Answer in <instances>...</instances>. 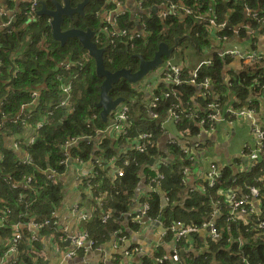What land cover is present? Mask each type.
Masks as SVG:
<instances>
[{
    "label": "trees",
    "instance_id": "obj_1",
    "mask_svg": "<svg viewBox=\"0 0 264 264\" xmlns=\"http://www.w3.org/2000/svg\"><path fill=\"white\" fill-rule=\"evenodd\" d=\"M157 0H144V7ZM178 1V0H171ZM193 14L213 12L216 22L226 21V34L229 45L246 36V40L254 39L250 30H257L264 36V0H183ZM102 0H94L88 5H92L91 14L84 8L85 15H76L77 18L70 20L65 17L62 24L63 29L76 27L79 29L90 28L99 32L98 20L93 13L99 9ZM246 11L248 15H246ZM89 15H88V14ZM91 16V19H88ZM193 15L184 18L183 21L165 20L164 23L155 15L153 19H146V24L150 36L148 40H137L134 48H129L116 42L115 50H112L108 38H104L103 43L98 46L105 49L104 64L106 69L115 71L120 68H132L136 70L139 60L134 54L141 53L145 59L153 57L158 44L166 42L168 45L174 44L177 36L186 35L189 47L196 49L197 54L202 51L208 52L211 49L209 40L211 33L205 28L199 27L195 23ZM124 20V21H123ZM23 18L21 22H24ZM124 27L129 26L127 16L122 19ZM13 29L11 34H0V151L4 153L0 163V217L2 227L0 228V254H3L13 236L15 223L24 224L28 221V215L20 216L21 212H30L47 215L51 206L48 193H53L54 200L59 202L62 198L61 184L56 178L53 182L47 179L45 169L53 168L56 173L63 168L58 165L64 158L62 143L70 137L88 136L90 140H80L78 144L69 148L71 155L78 156L84 161L92 158L97 130L103 129L106 122L102 121L99 115L100 110L95 107L99 99L100 84L102 79L95 73L94 59L88 55L87 51L81 46L77 38H69L64 45L52 39L50 28L45 16H41L37 21ZM233 29H238V37L233 34ZM171 43V44H170ZM187 48L181 41L175 49ZM132 64H128V60ZM232 59L226 56V60L220 59L216 54L213 55V65L202 67L201 75H210L211 84L218 90L219 83L223 81L222 70L225 63L229 64ZM135 65V66H133ZM231 78L226 82V88L233 90L237 102L235 107H244L247 96L250 92L254 93L255 79L260 85H264V68L256 71L248 69L240 70L237 73L228 72ZM259 76V78H258ZM70 84L69 100L66 107L57 106L61 98L62 87ZM126 80L121 79L114 84L109 91L112 98L123 96L131 105L129 111V136L134 137L138 129L146 128L152 130L155 143L148 146L140 153L134 145H124L125 150L122 158L129 162L127 165L118 161L116 165L122 166L123 176L114 178L107 175L108 157L115 155L113 145L128 144L127 138L112 142L105 135L99 139L100 149L94 153L96 174L90 177L91 194L93 197H103V207H110L113 216L105 223L99 217L100 210L92 215V219L85 223V229L90 238L95 239L100 245L112 230L120 227L123 233L128 235L127 228L122 224L124 212L131 210L134 200L135 190L140 180L145 183L158 172L163 175L160 182V190L144 192L142 201L150 203L148 215L151 218L161 216V221L165 228L169 227L165 239L171 241L173 232L170 226L173 221L182 224L196 225L197 231L189 236L192 244L180 238L176 242L178 251V264H264V231L258 227L257 220L264 221V156L261 155L258 161L252 162L253 166H247L243 170H233L230 166H225L219 182L208 187L206 182L200 186L203 188L198 191L190 187V182H182L183 166L190 163L188 155L182 152L179 144L169 145L171 153L170 161L159 164L157 167L147 165V162L154 156L160 155L158 152V137L163 134L160 126L161 119L165 116V109L170 102L185 105L187 102L192 104L196 88L192 85H168L164 88L172 90L170 97L160 102L158 118L151 117L145 107L139 103L144 94L134 89ZM162 83L155 89V94L161 95ZM36 90L38 96L31 97V92ZM175 91V92H174ZM264 96V91L260 93ZM32 103L33 107H27L25 113L29 112L31 117L28 119V128L34 129L36 123L44 118L40 128L34 131L35 141L26 144L24 150L31 154L33 163L28 166L17 165L15 158H19L22 152L13 150L12 147L5 146L6 135L15 136L22 134L25 127L21 123H14L12 118L17 115L20 106L24 103ZM255 105L256 99L251 100ZM5 112L6 120L3 121L1 113ZM61 122V124H57ZM177 127L184 129L190 127L191 133L199 129V125L193 119H182ZM33 132V130H32ZM129 140V141H132ZM183 140L178 138V141ZM114 143V144H113ZM107 150V151H103ZM250 153V149H244V156ZM99 157H103L99 159ZM248 163V162H247ZM196 164V163H195ZM195 164H192L191 169ZM10 175L12 184H10ZM144 175V176H143ZM26 177H30V182H26ZM237 188V198H242L249 194V187H255L258 191V209L255 213L243 214L232 210V204L226 198L230 188ZM199 188V189H200ZM218 190L226 191V194ZM229 192V191H228ZM104 194V195H103ZM138 202V200H136ZM29 204V205H28ZM33 204V205H32ZM217 208V214H212ZM8 209V212H7ZM220 214V215H219ZM216 218L214 225L218 229V237L212 238L210 235L200 237L199 228L206 221ZM120 218V221H118ZM129 228V225H128ZM139 227L130 224L131 230ZM23 230L22 238L17 244L18 253L16 264H45L31 252H28V245L24 237H30V232ZM51 231V230H50ZM35 244V241H31ZM135 245H129L132 248ZM166 254L160 246L153 253L144 252L133 256L131 264H155L154 258ZM9 256V255H8ZM8 256L6 258H8ZM113 264H123L122 257L117 256ZM158 264H175L169 260H164Z\"/></svg>",
    "mask_w": 264,
    "mask_h": 264
},
{
    "label": "built area",
    "instance_id": "obj_2",
    "mask_svg": "<svg viewBox=\"0 0 264 264\" xmlns=\"http://www.w3.org/2000/svg\"><path fill=\"white\" fill-rule=\"evenodd\" d=\"M0 34H4V38H7V35L11 34L13 29L18 28L17 24H21L22 26H26L28 23H33L37 21L41 15L38 14V9L40 8V3L43 0H0ZM132 7L126 4L125 0H104L103 4L97 9L94 13V18L99 22V32H97L94 36V41L97 43H103L104 38L110 39L109 42L112 45V50L116 48V42L121 43L126 47L134 48L137 40L141 39L143 41H147L150 36V32L148 31V27L146 24V19H153L155 15L159 18L163 23L165 20H175V21H183L185 17L193 15L195 18L194 21L198 24L199 27L205 28L208 32L211 33L209 40L211 41V46L214 50V45H222L224 43V49H216L214 53L223 60H226V56L239 58L241 61H255L258 59H264V52H256L252 50L242 49L240 46L229 45L228 38L226 34H222L223 31L226 30V21H222L220 23L216 22V16L213 12H205V13H196L193 14L191 10L186 6L183 0L171 1V0H157L156 2H151L147 7H144V0H131ZM155 7L156 12H153L151 9ZM129 12L132 14V18L129 17ZM127 16L128 22H130L129 26L124 27L122 25V19ZM46 21H49L50 17L45 16ZM25 19L24 22H21L22 19ZM124 21V20H123ZM238 29H233V34L238 35ZM0 38V41L2 40ZM211 48V49H212ZM191 49V48H190ZM183 50L186 51L187 48L183 47ZM198 56V59L195 62H192L191 59H172L164 58L162 64L157 68L161 77L157 76L148 82L149 92L147 96L144 97V101L141 104L145 107L146 112L151 116L158 118L160 102L170 97L173 94L172 90L164 89L168 87V85H181L188 84L192 85L195 88H199V93L202 98H195L194 96L192 104L188 102L184 105L181 101L180 104L176 102H170L165 109V116L161 119L160 126L162 128L163 133H171L169 134V142L170 145L177 143L181 146L182 152L188 155V159L190 163L188 165L183 166V178L182 182L187 183L189 180L190 172L192 171L191 166L195 162L196 155L201 150V146L203 144V139L201 138L204 134L210 133L215 128H217L220 124L228 122L232 123L233 119L236 118H248L253 119L254 110L250 106V102L248 107H235L233 103L238 100L230 91V99H226V77L224 76L222 81V90H224L223 94L214 93L210 90V75H201L202 67H210L213 65V55L212 50L208 52L202 51L205 55L202 57L201 54L196 53V49H191ZM264 68V67H263ZM260 69V68H259ZM250 71H256L257 69L248 68ZM156 71V70H155ZM154 73V72H152ZM151 73V74H152ZM150 74V75H151ZM259 78V76H258ZM161 95L155 94V89L160 85ZM255 90L254 95H260L264 91V85H260L257 78L254 81ZM151 84V85H150ZM70 84H67L62 87L64 92V97L58 100L57 106L66 107L68 105L69 100V90ZM175 92V91H174ZM213 95L212 98H210ZM38 93L36 90L31 92V97L36 98ZM222 96V97H221ZM206 97L210 98L209 101H206ZM142 99V98H141ZM32 103H24L20 106V110L15 117L12 118L14 123H21L25 127V131L22 134H17L15 136L8 135L4 136L3 139L6 140L5 146L12 147L13 150H17L22 152L21 157L15 158V162L17 165L28 166L33 163V158L31 154H29L24 147L26 144H31L35 141L34 131L36 128H40L43 124L44 118L38 121L34 127V129L28 128L27 121L31 117L29 112L25 113L27 107H33ZM131 109V105L128 101L122 102L118 108L111 113L109 116L108 122L103 129L97 130L98 134L106 135L112 134V142L116 140L127 138L128 144L120 145L117 149V153L112 155L110 158L111 164L116 167L114 178H118L123 176L124 170L122 166L116 165L118 161H122L123 164L127 165L129 162L122 158V154L126 147L124 145H134L136 138L135 149L138 152H144L148 146H153L155 140L153 139L152 130H145L146 128L138 129V133L134 137L129 136V111ZM3 121L6 120L5 112L1 113ZM182 119H193L197 125H199V129L195 133H191L190 127H186L184 129H179L177 124ZM171 124L169 127L168 125ZM2 126V124L0 123ZM0 126V130L2 127ZM170 128H173V132ZM33 130V132H32ZM107 136V135H106ZM178 138L185 140L182 144L178 141ZM80 140H90L88 136L81 137H70L66 139L65 142L62 143V148L64 149V158L61 161L66 162L70 157L71 153L69 148L78 144ZM132 140V141H129ZM249 144L245 145L243 148L242 156L248 162L247 166H253L252 162L254 160L258 161L259 158L264 156V128L257 126L254 124L251 128V139L248 141ZM250 149V153L244 156V149ZM5 154L0 152V163ZM78 162H83L82 158L76 156ZM164 163L163 161H157L156 167L158 168L159 164ZM245 168V167H244ZM243 168V169H244ZM94 174L97 173L96 170L93 171ZM107 175H111L110 170L106 172ZM46 175L48 179L52 180L56 178V171L48 167L46 170ZM206 177L209 180L208 187L215 186L221 177V171L218 169L217 165L214 162H210L206 171ZM163 175L161 173H157L154 177L150 178L147 182L149 191L158 190L161 185V179ZM31 178L26 177V182H30ZM90 183V179H86V182ZM10 184H12V178L10 175ZM97 185V184H94ZM92 186V185H91ZM232 192V193H231ZM228 195V202L232 204V210L237 211L243 214L255 213V207L251 203V198H256L258 195V191L255 187H249V194L244 197L237 198L236 191H231ZM143 192L137 193L135 195V199L138 200L139 206L136 210H129L124 212V217L128 219V223L126 225L127 231L130 229V224L133 226L141 227L146 221H159L158 217L151 218L148 215L150 210V203L146 201H142ZM92 195V194H91ZM104 195V194H103ZM257 199V198H256ZM29 205V204H28ZM87 209H83V208ZM103 207V197H91V199L87 202L86 206H81V204H74V211L77 212L78 218L81 221V225L85 222L89 221L91 216L100 210V219L102 223H105L113 216L112 208L102 209ZM218 209L215 208L212 214H217ZM8 212V209H7ZM27 212H21L20 216L26 215ZM0 217V228L2 227V219ZM120 221V218H118ZM123 221V220H122ZM258 227L264 231V221L257 220ZM21 225H27L29 228H26V232H30V241H37L38 232L31 231L32 229L41 230L44 227H55L58 229L57 219L54 214L50 213V215L45 218L41 222L34 223L33 220L28 217V221L24 224L15 223L12 225L13 227V236L9 241V246L7 250L0 254V264H16V255L18 253L17 244L21 240L22 230L19 228ZM129 225V228H128ZM203 228L209 227V233L212 237L218 236V229L213 225L212 222H205L202 225ZM170 230L173 232V236L171 238L172 247L166 252V254H162L161 256H157L155 260L158 263H161L164 260H169L175 264H178L179 256L176 248V242L180 238L186 239L189 233L195 232L197 227L184 226L181 222H175L170 226ZM135 231V230H133ZM264 233V232H263ZM63 234V232H62ZM111 235L114 236V247H122L126 244L129 239L126 233H123L120 227H117L112 230ZM61 235V234H60ZM163 235H166V232L163 231ZM62 236V235H61ZM73 248L64 252L63 257L65 259L72 258L79 249L86 251L88 249H97L99 248L98 243L95 239H91L88 236L86 230L82 229L79 233L72 237ZM156 250V249H154ZM142 248L138 245L133 246L132 248H125L123 251V256L127 259L131 258L133 255H138L142 253ZM9 255V256H8ZM8 256V258H6ZM116 261V258H113V262ZM98 264H106V258H102ZM249 264V263H247Z\"/></svg>",
    "mask_w": 264,
    "mask_h": 264
},
{
    "label": "crops",
    "instance_id": "obj_3",
    "mask_svg": "<svg viewBox=\"0 0 264 264\" xmlns=\"http://www.w3.org/2000/svg\"><path fill=\"white\" fill-rule=\"evenodd\" d=\"M131 0H125L126 4L132 7L130 2ZM133 8V7H132ZM246 15H248L246 11ZM257 30L249 31L248 33H252L255 36L254 39L246 40V36L236 41L235 44L240 46L242 49L252 50L256 52H264V36L259 32L256 33ZM238 37L237 35H235ZM228 45V46H232ZM224 49V43L222 45H214L212 50V54L216 49ZM193 49V48H192ZM205 54L202 53L203 57ZM230 57V56H228ZM198 59V56L193 51L192 62H195ZM231 62L229 64L224 65L223 68V77H226V82L231 78L228 72L237 73L240 70L252 68H263L264 67V59H258L255 61H241L239 58L230 57ZM224 79V78H223ZM145 83V82H144ZM146 87L140 85L141 90L145 95L149 92L148 82L145 83ZM151 85V84H150ZM213 88L218 90L217 88ZM138 91V90H137ZM223 91V90H221ZM230 91L236 97L233 90H229L226 88V99H230ZM247 102L244 107H248L249 102L250 106L254 110L253 119L248 118H236L233 119L232 123L228 122L220 124L217 128L210 133L204 134L201 138L203 139V144L201 146V150L196 156V164L192 168L193 175L195 177V183L193 180L190 183V186L195 185H203L206 182V171L210 162H214L219 167L222 166H230L233 170L239 171L243 170L247 165L246 159L244 160L242 156L243 148L245 145L249 144L248 142L251 139V128L254 124L259 127L264 128V96L263 95H254V93L250 92L247 96ZM257 104L255 105L251 100H255ZM169 127L171 124L168 125ZM171 130L173 128H170ZM173 132V130H172ZM169 134L171 133H163L158 137V153L160 155L153 157V162L156 163L158 159H164L166 162H169L171 157V153L169 151ZM107 135V136H106ZM109 140L113 137L112 134H106ZM102 135L98 134L97 138H95L94 148L92 149V158L88 160H83V162H78L76 156L71 157L66 161L57 162L58 165H61V172L56 173V180L61 184V194L62 198L59 202L54 200L53 193H48V198L52 207V210L48 211L47 215H42L35 213V210H30L27 212V217H30L34 223L41 222L45 218H47L50 213L54 214L57 222L58 229L55 227H44L41 230L32 229L33 232H38L39 236L35 244H32L28 237H24V241L28 245V252L38 256L43 259L45 264H98L102 258H106V264H113V258L117 259V256L122 257L123 264H131V258L127 259L123 256V251L128 245H138L142 248V251L146 254H152L154 249L158 246L162 247L165 252H168L172 243L165 239L163 235L164 225L162 221H146L140 228L137 230H128V237L126 244L122 247H114V236L109 234L108 237L99 245L97 249H88L78 254V252L70 259H65L63 254L65 251L71 249L73 247L72 237L79 233L83 228L81 225V221L78 218L77 212L74 211V204L80 203V199H83V203L81 206H86L87 202L91 199V179L90 177L93 174L95 165L94 161L97 159L94 158V153L97 149H100V137ZM180 143H184L185 140H180ZM114 144V143H113ZM114 150H117L120 145H113ZM107 151V150H103ZM103 157H99L102 159ZM111 155L108 157L107 167L110 170L111 174L114 175L116 171V167L111 164L110 161ZM75 161L79 164L77 167L75 166ZM47 168L45 169L46 172ZM47 176V175H46ZM144 176V175H143ZM90 179V183L86 179ZM48 179V177H47ZM50 180V179H48ZM53 182L52 180H50ZM229 191V192H228ZM227 191L226 198L228 197L231 191H238V189L230 188ZM141 192H148L147 183L144 180H140L136 190L135 195ZM232 193V192H231ZM134 195L133 203L131 204V210H136L139 206V203L136 201ZM251 203L254 205L256 209L259 206V200L256 198H251ZM33 205V204H32ZM87 209V208H83ZM217 216L214 218L216 219ZM128 223V219L124 217L122 224L125 226ZM22 231L26 228H29L27 225H21L19 227ZM51 230V231H50ZM63 232V234H62ZM200 237L205 235H209V231L207 229L200 230ZM62 236H61V235ZM64 237V240H63ZM2 242V238L0 236V243ZM189 244H192L189 242Z\"/></svg>",
    "mask_w": 264,
    "mask_h": 264
},
{
    "label": "water",
    "instance_id": "obj_4",
    "mask_svg": "<svg viewBox=\"0 0 264 264\" xmlns=\"http://www.w3.org/2000/svg\"><path fill=\"white\" fill-rule=\"evenodd\" d=\"M53 4V9H48L46 3H42L40 9L37 11L40 15H46L50 17L49 28L50 35L53 40L59 42L60 45H64L69 38H77L81 46L87 51L88 55L94 59L95 62V73L102 79L100 84L99 99L95 103V107L100 110L99 115L102 121L107 122L108 117L111 112H113L117 106L125 100L123 96L112 98L109 95V91L112 89L113 85L118 83L121 79L126 80L131 85L146 83V77L158 68L164 58H169L172 56L175 46L183 40L186 35L177 36L174 39V44L169 46L165 42H160L156 51L153 54L152 59H145L141 53L134 54L139 60L138 67L136 70L132 68H120L115 71H110L106 69L104 64V48L98 47L93 40L95 32L90 29H79L76 27L63 29L62 24L64 22V17H69L70 19L77 14H84V7L89 2V0H82L72 7L70 0H50ZM156 12V8L151 9ZM258 33V31L256 32ZM57 124H61L58 122ZM245 160V158H244ZM153 159L149 160L152 163ZM161 217L159 216L158 219Z\"/></svg>",
    "mask_w": 264,
    "mask_h": 264
},
{
    "label": "clouds",
    "instance_id": "obj_5",
    "mask_svg": "<svg viewBox=\"0 0 264 264\" xmlns=\"http://www.w3.org/2000/svg\"><path fill=\"white\" fill-rule=\"evenodd\" d=\"M89 3H90V2H89ZM39 9H40V8H39ZM39 9H38V10H39ZM39 15H40V14H39ZM41 16H46V15H41ZM48 17H49V16H48ZM98 26H99V23H98ZM93 31H94V30H93ZM94 32H95V34L97 33V31H94ZM93 40H94V37H93ZM95 43H96V42H95ZM165 43H166V42H165ZM96 45H97V44H96ZM97 46H98V45H97ZM169 46H170V45H169ZM171 46H172V45H171ZM98 47H100V46H98ZM102 48H103V47H102ZM174 49H175V48H174ZM104 50H105V49H104ZM104 53H105V52H104ZM225 65H226V63H225ZM222 72H223V70H222ZM151 73H152V72H151ZM151 73H150V74H151ZM150 74H149L147 77H149ZM147 82H149V81H147ZM210 83H211V82H210ZM219 85H220V88L222 89V86H223L222 83H219ZM145 87H146V85H145ZM210 90H211L212 92H214V93H218V94H223V93H224V90L221 91V90H216V89H214V88H213V84H210ZM195 95H196V97H195L196 99L199 98V97L201 96L200 93H199V88H196L195 93H194V96H195ZM210 96H211V95H210ZM212 97H213V95H212L210 98H212ZM221 97H222V96H221ZM200 98H202V96H201ZM210 98H207V97H206L205 102H206V101H209ZM124 101H126V100H124ZM124 101H123V102H124ZM193 102H194V100H193ZM121 103H122V102H121ZM121 103H120V104H121ZM120 104H119V105H120ZM119 105H118V106H119ZM118 106H117V108H118ZM117 108H116V109H117ZM116 109H115V110H116ZM115 110H114V111H115ZM114 111H113V112H114ZM111 113H112V112H111ZM111 113H110V115H111ZM110 115H109V116H110ZM108 119H109V117H108ZM107 122H108V121H107ZM107 122H106V124H107ZM105 126H106V125H105ZM4 144H5V143H4ZM0 152L2 153V151H0ZM196 156H197V155H196ZM151 159H153V157H152ZM153 160H154V159H153ZM158 161H163L164 163H166V161H165L164 159H158ZM196 162H197V161H196V158H195V162H194L193 164H195ZM156 164H157V162H156V163H149V161L147 162V165H150V166H152V167H156ZM215 165H217V164H215ZM217 167H218V169L221 171V174H222V173H223V169L225 168V166L219 167V166L217 165ZM220 178H221V177H220ZM193 180L195 181V177H194V175H193V172L191 171V172H190V176H189V180H188V181L191 183ZM197 182H198V181H195V183H197ZM208 182H209V180H208L207 177H206V184H207V185H208ZM92 185H94V184H92ZM189 185H190V184H189ZM147 186H148V184H147ZM200 186H201V185H195L194 187H193V186H190V187H192V188H196V189H198V191H201L203 188H200ZM158 188H159L158 190H160V187H158ZM199 188H200V189H199ZM149 190H150V189L148 188V192H151V191H149ZM218 191H219L220 193H224V194H226V191H223V190H218ZM107 208H109V207H106L105 209H107ZM219 215H220V214H219ZM219 215H216V216L219 217ZM216 216H215V217H216ZM158 217H159V216H158ZM160 217H161V216H160ZM215 217H214V218H215ZM214 218H213V220H210V219H209V220L206 221V222H212L213 225H214V222H215V220H216V219H214ZM91 219H92V216H91L90 220H91ZM90 220H89V221H90ZM108 220H109V219H108ZM159 221H161V218L159 219ZM85 223H86V222H85ZM85 223L82 225V228H83L84 230H86V229H85ZM173 223H175V221H173L172 224H173ZM204 223H205V222H204ZM172 224H171V225H172ZM183 225H184V226H191V227H195V226H196V225L194 226V225H192V224H183ZM202 225H203V224H202ZM168 228H169V227H167V228L164 227L163 231L167 232ZM204 229H207V230L209 231V227H206V228L201 227V228H199V230H204ZM196 231H197V230H196ZM196 231H195V232H196ZM87 233H88V232H87ZM193 233H194V232H191V233H189V235L187 236L186 240H187L188 242L190 241L189 236L192 235ZM209 235H210V234H209ZM88 236H89V235H88ZM210 236H211V235H210ZM211 237H212V236H211ZM217 237H218V236H217ZM212 238H214V237H212ZM215 238H216V237H215ZM91 239H92V238H91ZM63 240H64V237H63ZM30 242H31V241H30ZM31 243H32V242H31ZM98 246H99V245H98ZM128 246H129V245H128ZM72 248H73V247H72ZM127 248H128V247H127ZM77 252H78V254H79V253L83 252V250H82V249H79ZM77 252H76V253H77ZM37 257H38V256H37ZM124 257H125V256H124ZM38 259H39L40 261H43V259H41V258H39V257H38ZM154 263H155V264H158V262L155 260V258H154Z\"/></svg>",
    "mask_w": 264,
    "mask_h": 264
},
{
    "label": "rangeland",
    "instance_id": "obj_6",
    "mask_svg": "<svg viewBox=\"0 0 264 264\" xmlns=\"http://www.w3.org/2000/svg\"><path fill=\"white\" fill-rule=\"evenodd\" d=\"M91 8H92V5H86V7H85L86 10L88 9V11H87L88 13L91 12ZM181 43L184 44L187 47V50L184 51L180 47H179V49H174L171 58L172 59H180V60L182 58H184V59H191V58H193V51L190 49L189 42L186 39V37L183 40H181ZM141 53H143V52H141ZM150 59H152V57ZM126 60H128V64L129 65L132 64V60L131 59H127L126 58ZM133 66H135V65H133ZM137 67H138V65L135 66V68H137ZM155 70L153 71L154 73H152L149 77H146V79H145L146 81H151L153 78H155L157 76L161 77L160 74H159V71L157 70V68ZM140 85H142L143 87H145V83L144 82L142 84H134V85H130V86H132L134 89H136L139 92H141L142 94H144L141 90L138 89V88H141ZM145 96H147V94L146 95L144 94L143 98L139 100V103H141V102L144 101V97ZM63 97H64V93H62L61 98H63ZM73 157H75V156H73ZM75 162H76L75 163V166L77 167L79 164L77 163V161H75ZM53 183H54V181H53ZM54 184H56V183H54ZM80 203L81 204L83 203V199H80Z\"/></svg>",
    "mask_w": 264,
    "mask_h": 264
},
{
    "label": "flooded vegetation",
    "instance_id": "obj_7",
    "mask_svg": "<svg viewBox=\"0 0 264 264\" xmlns=\"http://www.w3.org/2000/svg\"><path fill=\"white\" fill-rule=\"evenodd\" d=\"M59 2H62V0H58ZM80 1H82V0H70V4L72 5V7H75V5L77 4V3H79ZM103 1L104 0H102V2H101V5L103 4ZM2 1H0V3H1ZM89 2H94V0H89ZM89 2L86 4V5H88L89 4ZM42 3H46V7L48 8V9H53V4L51 3V1L50 0H43L41 3H40V7H41V4ZM86 5H85V7H86ZM100 5V6H101ZM84 7V8H85ZM83 11H84V9H83ZM91 14V13H90ZM132 13L131 12H129V17H131L132 18V15H131ZM77 15H81V14H77ZM83 15H85V13L83 14ZM92 15V14H91ZM93 15H95V13H93ZM66 18H69V17H66ZM73 18H77V16L76 15H74L70 20H72ZM88 19L90 20L91 19V16H88ZM64 21H65V17H64ZM133 256H135V255H133ZM133 256L131 257V259L133 260L134 258H133ZM123 263H124V260H123Z\"/></svg>",
    "mask_w": 264,
    "mask_h": 264
}]
</instances>
